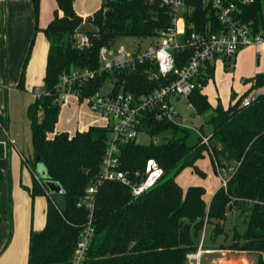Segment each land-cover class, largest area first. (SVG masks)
<instances>
[{
  "label": "trees",
  "instance_id": "obj_1",
  "mask_svg": "<svg viewBox=\"0 0 264 264\" xmlns=\"http://www.w3.org/2000/svg\"><path fill=\"white\" fill-rule=\"evenodd\" d=\"M54 17L42 29L50 43L45 75L44 94L28 108L34 157L25 163L34 174L31 189L33 198L47 197V222L41 231H31L28 264H72L90 211L78 204L84 201L88 187L100 173L109 126H91L70 137L56 133L60 105L56 103V86L62 75L73 69H97L99 51L114 46L122 37L153 39L171 26L169 9L161 0H106L93 17L86 19L97 28L88 33L90 43L76 46L75 35L85 20L74 10L75 0H56ZM192 12L186 14L187 34L202 30L212 21L217 25L213 11L202 0H186ZM264 0L242 7L241 18L255 33H264ZM37 19L40 0H33ZM62 12V15L60 13ZM4 11L0 3V34L4 32ZM41 30L36 26V31ZM191 52L178 54L183 64ZM18 85L24 91V75ZM156 71L153 65L135 67L114 73H104L91 82L84 95L99 90L107 80L114 81L115 92L123 89L137 94L149 93L160 87L162 78L150 79L147 71ZM212 69L210 73H212ZM254 87L264 86V74L253 78ZM245 94L235 104L224 108L221 103L213 108L201 92L192 94L188 102L196 114L214 110L209 121L212 135L209 146L202 143L197 133L190 144V130L174 124H147L149 134L156 136L172 130V136L162 144L141 145L135 141L122 147V166L132 177L144 173L146 163L156 160L163 176L155 186L135 198L132 189L119 182H104L94 195V235L83 264H186L187 256L198 250L204 228L213 225L212 238L225 234L228 213L240 211L245 216L247 229L226 249L264 254V95H259L249 107L242 106ZM205 136L202 129L199 131ZM225 145L234 155L238 166L228 182L220 188L210 204L205 201L206 189L190 187L185 193L177 181L185 168H195L209 148ZM216 152V151H215ZM215 171L218 161L211 155ZM42 165L44 176L38 172ZM221 165V163H219ZM201 173V172H200ZM141 178H134L140 182ZM55 182L63 194L51 195L45 182ZM206 249V248H205Z\"/></svg>",
  "mask_w": 264,
  "mask_h": 264
},
{
  "label": "built area",
  "instance_id": "obj_2",
  "mask_svg": "<svg viewBox=\"0 0 264 264\" xmlns=\"http://www.w3.org/2000/svg\"><path fill=\"white\" fill-rule=\"evenodd\" d=\"M6 0H0V3ZM154 1V0H152ZM203 5L213 11L216 24L209 21L202 30L193 29L187 34L186 14L192 12L186 0H161L162 6L169 9L172 18L171 26L159 32L149 46L137 52L129 53L124 48L116 50L102 47L99 51V67L97 69H73L62 75L56 86V103L86 102L91 110L101 114L108 120L110 131L106 138L105 152L100 165V173L88 189L84 201L78 206H85L90 211L89 222L84 227L72 264H83L87 250L94 235L93 210L94 195L97 187L104 182H119L132 189L135 198L151 189L162 178L164 172L159 163L150 159L146 163L144 173H136L134 177L122 166V147L135 141L141 133H148L147 124H174L185 127L180 119L179 109L175 101L188 100L196 91L202 92L210 79V70L214 63L221 61L231 67L238 53L249 47L264 49V33H255L250 24L241 18L242 7L255 3V0H202ZM76 46L84 48L89 45L87 34L75 35ZM191 52L186 61L178 64V54ZM259 56L262 52L258 53ZM149 64L156 71H147L150 79L162 78L160 87L149 93L137 94L120 89L115 92V83L104 91V85L94 93L84 95L85 89L97 77L104 73H114L130 69L136 64ZM44 94L40 88L34 89V99ZM256 98L244 97L243 107H249ZM209 146L210 137L202 135L193 128ZM209 153L213 151L209 148ZM23 156V160L25 161ZM216 170L221 179V187L227 189L233 176L217 161ZM140 177V182L134 178ZM206 226L204 228L198 250L187 256L186 264H201L204 254Z\"/></svg>",
  "mask_w": 264,
  "mask_h": 264
},
{
  "label": "crops",
  "instance_id": "obj_3",
  "mask_svg": "<svg viewBox=\"0 0 264 264\" xmlns=\"http://www.w3.org/2000/svg\"><path fill=\"white\" fill-rule=\"evenodd\" d=\"M1 4L4 11L5 30L0 34V264H16L17 258L12 251L15 243L18 244V242H22L23 244L21 252L22 264L24 263L23 258L25 250L29 257L31 231H41L46 226L48 200L47 197L43 196L32 197L31 189L33 187L35 176L32 169L23 160V156L25 158H27V156L25 155V150L21 149L18 135L16 138H12L10 123L7 121L9 119L7 118L6 120L5 115L8 114L9 117L10 101L13 99L14 95H17V93L29 94L35 101L33 92L34 89H36L35 87H37L36 85L45 78L50 43L43 37H40L36 31L37 24L40 28L41 9L39 18L37 19L33 0H6ZM60 15H62V12ZM53 17L54 15L50 18H45L44 28L41 29H45L50 21H52ZM79 33L82 34L80 29ZM243 50L252 52L256 63H258L257 65L264 61L263 48L249 47ZM243 50L238 53L233 65L237 63L238 57ZM259 52H262L261 56L258 55ZM26 62L27 66L24 75L25 90L20 91L18 85L22 79ZM217 64L220 65L222 72H226L224 68L226 66L224 63L221 61L214 63L211 67L213 71L210 73V79L204 90L201 92L208 98L206 92L208 86L212 85L215 87L219 98L218 103H215V107L221 103L224 108H228L230 105L235 104L231 101L238 100L245 94L247 97H251L249 93H245L242 96H238L236 93L234 96L230 94V97H226L224 100L223 98L221 99V94L219 93L215 77ZM251 98H257V96ZM183 100L184 99L175 101L178 109L179 104L183 102ZM5 101L7 102V105L5 104ZM186 102L190 104L188 100H186ZM210 104L212 105L211 102ZM179 113L181 121L185 122L186 118L181 113L180 109ZM200 118L201 115L198 114L197 117L193 116V121L196 123H194V125L191 123V127L199 131L202 129V132H204V124H202V118ZM195 124H197V126ZM210 127L211 134L209 137L212 135V126L210 125ZM56 133H60L57 126ZM73 136L75 135L70 137ZM223 146L224 145H220L218 149L221 150ZM227 150L229 149L227 148ZM226 151L224 154L227 162H224L221 165L230 173L235 170L238 163L234 159L231 160L229 152L226 153ZM232 156L234 158V155ZM199 161L196 163L197 166ZM230 165L232 166L230 167ZM26 171H28L29 174H27ZM220 188L221 185L215 188L209 199H206L205 195V201L208 205ZM238 216L239 211L234 210L228 213L227 222L225 224L226 233H228L229 229H233L235 226L238 231H240V228H244V226H240L239 224L235 225L236 221L239 220ZM228 222L231 224L227 229ZM213 228V225H208L206 228L204 248H206L208 253L203 255L201 264H264L263 253L238 251L221 247L228 246L231 244V241H227V244H222L223 242H221L220 239L224 238L226 241V239H228L226 235H221L222 237L214 240L212 238ZM10 229H12V237L9 239L8 231ZM245 229H247V226H245ZM207 233H210L209 240H207ZM24 242H28V247H26V249H24ZM219 242H221V244H219Z\"/></svg>",
  "mask_w": 264,
  "mask_h": 264
},
{
  "label": "rangeland",
  "instance_id": "obj_4",
  "mask_svg": "<svg viewBox=\"0 0 264 264\" xmlns=\"http://www.w3.org/2000/svg\"><path fill=\"white\" fill-rule=\"evenodd\" d=\"M106 0H75L74 2V10L78 16L83 18L85 22L82 23L80 26V32L82 34L88 33H96L97 28L86 21V19L93 17L94 13L101 9L103 3ZM42 3V4H41ZM40 3V29L44 28V20L45 18H50L54 15V10L56 9L57 1L56 0H41ZM263 12H264V2H263ZM51 22V21H50ZM40 37H43L45 40L48 39L41 29L37 31ZM152 42V39H140L134 37H122L116 40L114 44V48L116 50L120 48H124L129 53L137 52L139 48L145 50L149 44ZM254 55L251 51H244L238 57L237 63L235 65L231 64V67H224L226 72H222L220 69V65H216V83L217 87L219 88V93L221 94V99L223 100L226 97H230L229 95L238 94V96H242L245 93H249L251 97L264 95V86L261 87H254L255 82L253 78L257 74H264V61L260 62L257 65ZM45 79V78H44ZM44 79L37 84L35 88H40L42 91L45 90V82ZM111 86V80H107L104 84V91L107 90ZM208 94L209 101L212 103V107H215V103L217 104L219 98L217 96V91L215 87L208 86L206 90ZM217 92V93H216ZM237 101L233 100L231 102L235 103ZM34 102L33 98L29 94L17 93V95L13 96V99L10 101V108H9V117L8 114L5 115V119L7 118L10 123V132L12 138H16L18 135L21 149L25 150V155L27 156L28 162L34 157V147H33V140H32V131L31 126L28 120V107ZM31 103V104H30ZM7 105V102L5 101ZM179 109L181 113L184 115L185 122L182 124L185 128L191 129L190 130V138L188 142L192 144L197 138V132L193 130L191 127V123H196L193 121V116L197 117L194 108L192 105L188 104L186 100H183L179 104ZM214 115V110L211 109L205 114L201 115V122L204 124V133L206 137H209L211 134V127L209 125L210 119ZM6 121V122H7ZM108 124V120L103 117L101 114L94 112L91 110L90 106L86 102H72L60 105V114H59V122L57 125V129L60 133H67L69 136L76 135L77 132H82L85 129H89L91 126H98V127H106ZM197 126V124H195ZM172 130H165L162 131L160 134L156 136H152L148 133H141L137 137V143L141 145H149L151 143L154 144H162L168 138L172 136ZM203 143V139H202ZM204 144V143H203ZM206 145V144H205ZM223 144H216V149H213L215 156H217L219 163L227 162L225 159V151L227 147L224 145L221 150L218 147ZM225 148V149H224ZM216 151V152H215ZM230 154L231 160H233V154L230 153V150H227L226 153ZM232 165H230L231 167ZM39 168L42 167L41 164L38 166ZM197 171L195 168L189 167L185 168L177 177V181L179 185L182 187L183 191L186 193L190 187L194 186H202L206 189V199L210 198L211 193L221 185V179L218 175L217 171H215L213 166V161L211 158L210 153H206L205 157L201 159L197 166ZM201 172V173H200ZM29 174L28 171H26ZM232 174V172H230ZM239 220L236 221L235 225L244 226V228H240L239 233L243 234L247 226L245 216H241L239 211ZM230 222L227 223V229L230 226ZM239 227V226H238ZM237 227H233V229H229L228 233L225 232L222 236H227L228 239L226 241L224 238H221L222 244H227V241H231L232 243L234 239V232ZM207 240H209V234ZM222 236H219L218 239ZM12 237V229L8 231V238ZM208 242V241H207ZM219 242V244H221ZM226 242V243H225ZM6 243V242H5ZM218 244V243H217ZM22 242L15 243L13 253L16 255L17 258L16 264H21V252H22ZM28 247V242H24V249ZM24 263L28 264V255L24 253Z\"/></svg>",
  "mask_w": 264,
  "mask_h": 264
},
{
  "label": "water",
  "instance_id": "obj_5",
  "mask_svg": "<svg viewBox=\"0 0 264 264\" xmlns=\"http://www.w3.org/2000/svg\"><path fill=\"white\" fill-rule=\"evenodd\" d=\"M38 172H40L44 176V172L42 171V168L38 167ZM47 189L51 195H60L63 194V188L61 187L60 184L55 183V182H45Z\"/></svg>",
  "mask_w": 264,
  "mask_h": 264
}]
</instances>
